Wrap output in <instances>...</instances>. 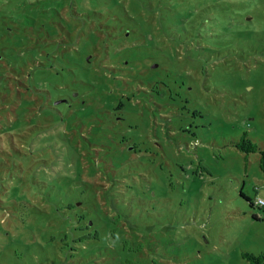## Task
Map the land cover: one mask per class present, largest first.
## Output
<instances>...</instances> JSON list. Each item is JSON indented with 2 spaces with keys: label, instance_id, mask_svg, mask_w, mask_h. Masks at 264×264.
Returning <instances> with one entry per match:
<instances>
[{
  "label": "rangeland",
  "instance_id": "1",
  "mask_svg": "<svg viewBox=\"0 0 264 264\" xmlns=\"http://www.w3.org/2000/svg\"><path fill=\"white\" fill-rule=\"evenodd\" d=\"M95 2L0 0V264H259L264 0H218L214 50H133L157 14Z\"/></svg>",
  "mask_w": 264,
  "mask_h": 264
},
{
  "label": "trees",
  "instance_id": "2",
  "mask_svg": "<svg viewBox=\"0 0 264 264\" xmlns=\"http://www.w3.org/2000/svg\"><path fill=\"white\" fill-rule=\"evenodd\" d=\"M91 3L96 4L97 0H90ZM136 6H141L146 9L150 14H157L154 17L157 23L154 24L151 21L144 19L140 14L134 15L130 14L126 10L124 11L125 17H129L128 27L129 31L126 35L125 30H119L118 37L115 41H120L122 39H130L132 37L143 35L145 43L134 44L133 50H146L145 47L148 45L155 50H214L210 45L211 37H213L212 27L214 24L217 25L224 17L229 14L228 5L224 2H218V0H165L169 2V7H165L164 0H132ZM109 2L114 4H123V0H109ZM108 3V2H107ZM161 8H166L162 11ZM237 10L235 13L243 18V14L239 13ZM157 26V27H156ZM153 29H157L159 34L154 35ZM148 35H151L149 38ZM89 38L85 39L84 48L94 46L97 49L95 37L91 32L88 34ZM167 42V43H166ZM163 45V46H162ZM103 47V45H101ZM145 46V47H144ZM130 47H120L115 48L108 41H104V50H129ZM151 50V49H150ZM179 57V56H178ZM151 60V59H150ZM90 60H87V62ZM186 61V60H184ZM150 63V62H149ZM164 63V60L154 63L151 68L160 69ZM148 64V63H147ZM57 96H61L58 94ZM236 145L247 152L256 151L258 147L247 139L245 136L236 143ZM132 149L136 151V147L133 146ZM262 166L264 167V151H262ZM109 189L111 185H108L106 192L104 194L105 202L107 205L112 207L113 203L109 197ZM96 196V195H95ZM76 201L68 204L71 208L76 206ZM83 204V203H81ZM253 204V202H252ZM96 211L105 210V208L100 203L98 194L95 202ZM77 226L75 229L80 230L84 234L75 238L74 241H82L89 238H97L98 231L94 230L95 220L89 212L79 211L76 217ZM251 260L257 261L256 263H261L264 259L263 256H256L251 253H245Z\"/></svg>",
  "mask_w": 264,
  "mask_h": 264
},
{
  "label": "built area",
  "instance_id": "3",
  "mask_svg": "<svg viewBox=\"0 0 264 264\" xmlns=\"http://www.w3.org/2000/svg\"><path fill=\"white\" fill-rule=\"evenodd\" d=\"M256 204H258L259 206L264 205V200L262 198H258L256 199Z\"/></svg>",
  "mask_w": 264,
  "mask_h": 264
}]
</instances>
